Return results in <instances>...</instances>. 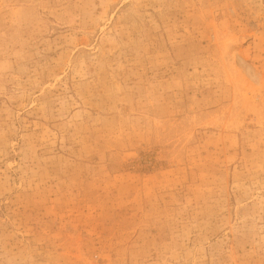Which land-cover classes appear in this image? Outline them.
Returning a JSON list of instances; mask_svg holds the SVG:
<instances>
[{
    "label": "rangeland",
    "instance_id": "rangeland-1",
    "mask_svg": "<svg viewBox=\"0 0 264 264\" xmlns=\"http://www.w3.org/2000/svg\"><path fill=\"white\" fill-rule=\"evenodd\" d=\"M0 264H264V0H0Z\"/></svg>",
    "mask_w": 264,
    "mask_h": 264
}]
</instances>
